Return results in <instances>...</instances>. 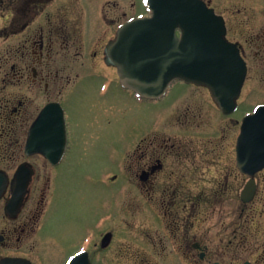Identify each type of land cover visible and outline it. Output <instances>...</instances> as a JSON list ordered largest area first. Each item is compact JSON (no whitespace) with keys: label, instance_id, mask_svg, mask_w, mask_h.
Here are the masks:
<instances>
[{"label":"flooded vegetation","instance_id":"af4514ba","mask_svg":"<svg viewBox=\"0 0 264 264\" xmlns=\"http://www.w3.org/2000/svg\"><path fill=\"white\" fill-rule=\"evenodd\" d=\"M147 1L0 0V264H68L80 253L90 264H264V254L254 256L264 247L256 242L264 240V166L254 146L243 152L239 143L243 119L264 106L246 105L252 91L264 94V0H201L222 18L243 66L238 93L222 88L216 98L208 86L178 82L184 94L126 143L118 174L101 180L119 183L122 196L137 193L148 230L138 233L140 249L121 254L122 198V215L99 217L75 249L54 256L64 237L48 236L47 220L63 181L76 176L63 168L73 150L66 102L97 75L99 93L113 86L147 105L163 103L177 84L141 99L108 63L120 28L153 16ZM167 124L177 131L161 133ZM23 166L32 171L26 192L6 210Z\"/></svg>","mask_w":264,"mask_h":264},{"label":"rangeland","instance_id":"374dc122","mask_svg":"<svg viewBox=\"0 0 264 264\" xmlns=\"http://www.w3.org/2000/svg\"><path fill=\"white\" fill-rule=\"evenodd\" d=\"M101 80V76L97 75L88 84L85 83L78 88L66 102L73 154L70 153L63 168H71L70 173H73L74 169L76 176L73 177L71 174L67 182L63 181L58 197L51 206L44 231L54 239L64 237L62 244L54 250L55 257L69 253L72 248L75 249L99 217L105 214L122 215L120 211L122 198L125 230L119 234L118 241L124 243L126 247L122 248L121 254H126V249L129 254L140 249L137 242L138 233L148 230L141 227L137 193L127 188L122 196L119 183L106 188L101 180L106 174H118L121 153L124 152L126 143L136 139L140 134H145L152 125L157 124L171 108L173 99L184 94L185 88L177 82L172 94L163 103L147 105L137 102L132 95L113 86L99 93L97 85L100 86ZM263 99L264 94L257 90L252 91L246 105ZM166 129L170 131L167 133L177 131L174 126L170 127L167 124L161 133L164 134ZM118 226V223L113 224L115 228ZM68 237L70 242L66 243L65 239ZM257 241L260 245L264 243L261 238L256 239ZM263 249L264 247L257 248L254 256L263 257ZM127 264H132V261L128 260Z\"/></svg>","mask_w":264,"mask_h":264},{"label":"water","instance_id":"95a60500","mask_svg":"<svg viewBox=\"0 0 264 264\" xmlns=\"http://www.w3.org/2000/svg\"><path fill=\"white\" fill-rule=\"evenodd\" d=\"M149 7L153 16L126 23L107 49L108 63L117 68L123 87L146 99L159 98L175 80L208 86L216 98L222 96V88L238 93L243 66L236 51L223 41L222 20L212 10L199 0H149ZM176 28L181 31L180 40L174 34ZM250 136L255 137L250 143L264 161V106L244 121L241 144H248ZM31 174L20 167L6 210L20 206ZM6 182L0 174V197ZM69 264L90 263L83 254Z\"/></svg>","mask_w":264,"mask_h":264},{"label":"bare ground","instance_id":"6f19581e","mask_svg":"<svg viewBox=\"0 0 264 264\" xmlns=\"http://www.w3.org/2000/svg\"><path fill=\"white\" fill-rule=\"evenodd\" d=\"M173 85H174V83H173Z\"/></svg>","mask_w":264,"mask_h":264}]
</instances>
